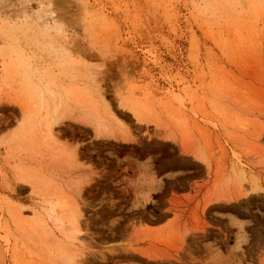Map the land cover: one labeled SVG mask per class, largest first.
<instances>
[{
	"label": "rangeland",
	"instance_id": "obj_1",
	"mask_svg": "<svg viewBox=\"0 0 264 264\" xmlns=\"http://www.w3.org/2000/svg\"><path fill=\"white\" fill-rule=\"evenodd\" d=\"M0 264H264V0H0Z\"/></svg>",
	"mask_w": 264,
	"mask_h": 264
},
{
	"label": "bare ground",
	"instance_id": "obj_2",
	"mask_svg": "<svg viewBox=\"0 0 264 264\" xmlns=\"http://www.w3.org/2000/svg\"><path fill=\"white\" fill-rule=\"evenodd\" d=\"M51 18H53V12L49 7H47L42 11L41 24H44L47 28H51V24L49 23ZM53 29L58 30L55 27H53ZM60 107L61 106H59V104L49 106L46 100L43 97L41 98L39 113L37 116H44L47 119L46 124L48 134L51 133L52 127L54 125H57L59 119L61 118L62 114ZM94 130L96 135L99 136H104L106 132L111 133V130H107L106 128L99 125H96ZM48 206L49 208L46 213L47 218L51 219V221L53 222L54 229L62 233V235L69 241L75 240L77 238L76 234L78 233V210L75 208L68 209V212L66 214L56 212L57 206H66L63 201H56L54 203L48 202ZM36 214L39 215V212ZM44 225H46V223ZM69 261L70 263L73 262L72 259H70Z\"/></svg>",
	"mask_w": 264,
	"mask_h": 264
}]
</instances>
